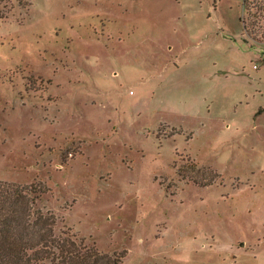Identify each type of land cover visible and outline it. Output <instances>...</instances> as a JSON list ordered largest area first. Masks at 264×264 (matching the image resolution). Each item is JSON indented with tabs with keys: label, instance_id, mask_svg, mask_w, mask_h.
Returning a JSON list of instances; mask_svg holds the SVG:
<instances>
[{
	"label": "rangeland",
	"instance_id": "1",
	"mask_svg": "<svg viewBox=\"0 0 264 264\" xmlns=\"http://www.w3.org/2000/svg\"><path fill=\"white\" fill-rule=\"evenodd\" d=\"M259 91L243 0H0V181L119 264H264Z\"/></svg>",
	"mask_w": 264,
	"mask_h": 264
},
{
	"label": "trees",
	"instance_id": "2",
	"mask_svg": "<svg viewBox=\"0 0 264 264\" xmlns=\"http://www.w3.org/2000/svg\"><path fill=\"white\" fill-rule=\"evenodd\" d=\"M243 4L262 24L264 0ZM42 194L34 185L0 181V264H119L83 239L57 235L54 214L37 206Z\"/></svg>",
	"mask_w": 264,
	"mask_h": 264
},
{
	"label": "crops",
	"instance_id": "3",
	"mask_svg": "<svg viewBox=\"0 0 264 264\" xmlns=\"http://www.w3.org/2000/svg\"><path fill=\"white\" fill-rule=\"evenodd\" d=\"M258 70V69H257ZM261 79V78H260ZM258 79V80H260ZM259 95L260 96H264L262 92L259 91ZM264 115V106L261 105L259 108H258V111L253 115V118L254 119H258L260 116Z\"/></svg>",
	"mask_w": 264,
	"mask_h": 264
}]
</instances>
